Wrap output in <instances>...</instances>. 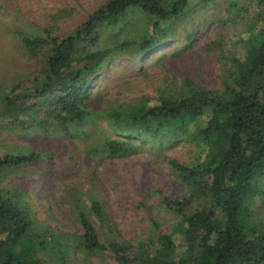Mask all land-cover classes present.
<instances>
[{
	"label": "rangeland",
	"instance_id": "1",
	"mask_svg": "<svg viewBox=\"0 0 264 264\" xmlns=\"http://www.w3.org/2000/svg\"><path fill=\"white\" fill-rule=\"evenodd\" d=\"M108 1L0 0V155L40 154L30 165L10 171L0 182V192L14 195L28 211L39 240L49 244L67 238L70 246L63 248L70 264H116L111 250H81L77 207L90 215L104 244L117 241L154 250L158 238L169 234L180 254L186 244L183 220L166 206L165 198L181 200L189 194L171 161L192 166L204 157L206 148L194 136L197 127L188 128V136L160 141L130 137L139 145L138 153L112 155L106 141L129 136L115 130L108 114L179 97L189 84L223 92L235 76L233 60L243 57L246 42L264 29L256 0H188L183 15L160 23V30L169 31L167 43L139 53L141 39H158L160 33L151 18L130 10L115 24L99 27V45L111 52L91 77L86 119L65 132L39 110L41 100L34 97L45 78L48 52L33 56L23 39L71 35ZM23 95L28 96L22 105L26 113L13 122L19 108L8 110L5 99L9 96L20 106ZM35 114L42 122L32 127ZM204 124L205 118L200 126ZM94 200L103 206L101 220L90 212ZM250 210L264 226V195L255 198ZM60 248L61 242H55L36 257L53 264Z\"/></svg>",
	"mask_w": 264,
	"mask_h": 264
},
{
	"label": "trees",
	"instance_id": "2",
	"mask_svg": "<svg viewBox=\"0 0 264 264\" xmlns=\"http://www.w3.org/2000/svg\"><path fill=\"white\" fill-rule=\"evenodd\" d=\"M264 18V0H256ZM188 0H109L73 34L54 39L24 37L33 56L48 52L44 80L35 89L41 100L39 110L65 132L87 117L85 104L90 98L91 77L105 64L111 50L99 45L100 28L115 24L130 10L151 18L159 37L140 40L139 53L165 44L168 29L160 23L183 15ZM234 79L226 82L223 92L208 91L189 84L179 97L166 96L153 105H139L113 111L108 116L115 130L128 139H108L112 155L136 154L137 145L130 137L159 140L165 136H188L192 125L195 137L206 148L204 157L192 166L172 160L178 178L190 190L183 199L165 198L168 208L182 217L185 245L180 254L172 236L158 238L157 247L137 250L117 241L104 244L85 209L77 207L82 234L80 248L85 253L111 250L116 264H264V226L250 210L255 198L264 195V29L259 37L246 42L243 57L233 60ZM9 96L6 108L14 112L13 122L25 114L23 102ZM44 115V116H45ZM37 124L42 122L34 116ZM205 118L204 126L200 121ZM52 121V122H53ZM2 120L0 119V125ZM40 154L5 153L0 155V182L13 170L30 165ZM90 212L101 220L102 204L94 200ZM31 228L28 211L14 195L0 192V264H47L36 253L48 251L53 243L70 246L67 238L49 243L38 239ZM59 245H56L58 247ZM59 249L57 261L67 262V250Z\"/></svg>",
	"mask_w": 264,
	"mask_h": 264
}]
</instances>
